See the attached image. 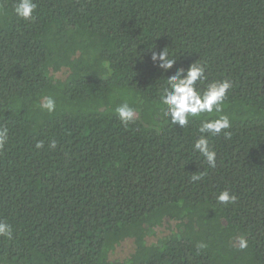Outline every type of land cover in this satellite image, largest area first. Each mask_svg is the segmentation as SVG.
Masks as SVG:
<instances>
[{"label":"trees","instance_id":"obj_1","mask_svg":"<svg viewBox=\"0 0 264 264\" xmlns=\"http://www.w3.org/2000/svg\"><path fill=\"white\" fill-rule=\"evenodd\" d=\"M33 2L22 20L0 0V222L13 233L0 264H264V0ZM164 48L167 73L150 59ZM195 62L199 90L232 87L222 113L173 125L162 89ZM220 115L231 127L208 138L211 167L193 145ZM127 240L133 251L111 261Z\"/></svg>","mask_w":264,"mask_h":264},{"label":"clouds","instance_id":"obj_2","mask_svg":"<svg viewBox=\"0 0 264 264\" xmlns=\"http://www.w3.org/2000/svg\"><path fill=\"white\" fill-rule=\"evenodd\" d=\"M37 5L33 0H16L14 13L18 19L29 20ZM164 48L161 51H152L150 55L154 67L167 73L173 68L176 59L170 58L169 53ZM205 68L198 63H192L187 69L177 68L176 72L167 77L165 86L162 89L161 102L162 111L173 125L184 127L188 124L190 117H197L201 114L222 113L223 104L227 98L228 90L232 84L228 80L214 81L207 85L204 90L197 88V82L205 78ZM40 107L48 113L55 110L56 104L51 97H44ZM119 120L127 124L134 119L135 111L127 103L121 104L116 108ZM231 127L227 115H220L219 118L201 122L199 132L200 137L196 140L193 148L202 155L208 165L215 167L216 153L209 146V137L220 134L222 131ZM7 128H0V147L7 141ZM225 135L230 133L225 131ZM56 142L52 141L50 147L55 148ZM37 148L43 147V142L36 144ZM192 179L198 180L200 176L194 175ZM217 200L221 204L235 203L236 197L230 195L228 191L221 192ZM13 235L11 227L0 222V236L11 238ZM247 246L243 239L240 241V247Z\"/></svg>","mask_w":264,"mask_h":264},{"label":"rangeland","instance_id":"obj_3","mask_svg":"<svg viewBox=\"0 0 264 264\" xmlns=\"http://www.w3.org/2000/svg\"><path fill=\"white\" fill-rule=\"evenodd\" d=\"M56 78L63 79L65 77V72L55 74ZM170 229H174V222H164V224L157 228L154 234H151L147 238L148 243H155L158 238L167 236L170 233ZM133 251V245L131 240L123 242L120 246L116 248L114 252L110 255L111 261H122L128 257V255Z\"/></svg>","mask_w":264,"mask_h":264}]
</instances>
